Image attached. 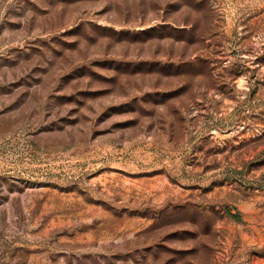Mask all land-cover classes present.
<instances>
[{"label":"rangeland","instance_id":"374dc122","mask_svg":"<svg viewBox=\"0 0 264 264\" xmlns=\"http://www.w3.org/2000/svg\"><path fill=\"white\" fill-rule=\"evenodd\" d=\"M0 264H264V0H0Z\"/></svg>","mask_w":264,"mask_h":264},{"label":"trees","instance_id":"16d2710c","mask_svg":"<svg viewBox=\"0 0 264 264\" xmlns=\"http://www.w3.org/2000/svg\"><path fill=\"white\" fill-rule=\"evenodd\" d=\"M233 217H237V219L240 220V215L239 214L233 215Z\"/></svg>","mask_w":264,"mask_h":264}]
</instances>
